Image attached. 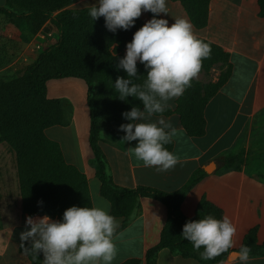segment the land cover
<instances>
[{
    "label": "crops",
    "instance_id": "obj_1",
    "mask_svg": "<svg viewBox=\"0 0 264 264\" xmlns=\"http://www.w3.org/2000/svg\"><path fill=\"white\" fill-rule=\"evenodd\" d=\"M94 2L95 0H78L70 7L86 8ZM5 5L6 0H0V7ZM167 8L168 14H158V18L167 19L169 24L173 22L172 17L183 16L188 19L179 2L167 0ZM152 15L149 11H142L143 23ZM45 29H49L56 41L58 31L49 20L41 30ZM193 31L199 38L219 46L227 54L230 66L228 80L209 99L204 108L206 122L204 135L201 137L187 135L181 126L179 116L175 113L178 99L176 97L168 102L171 105L169 108L171 114L162 115L171 121L176 130L172 137L171 149L178 158L176 165L163 172H158L153 167H145L133 154L129 142L122 140L124 133L118 130V125L127 123L126 120L101 126L98 146L104 157L106 171L112 182L120 188L134 189L145 186L164 192L181 190L192 174L202 171L205 173L202 179L186 192L181 202L182 216L193 218L200 200L205 198L220 208L222 215L229 216L236 227L234 246L230 253L239 248L245 235L253 228L257 230L256 243L262 246L264 14L261 13L258 0H209L206 26L201 29L193 26ZM225 68L226 65H215L208 73L198 72L193 80L202 83L215 82ZM74 79L63 78L64 81H68L63 85L78 86ZM48 82L47 96L65 99L53 95ZM84 92L85 100L79 107L66 98L73 107L71 123L65 127L54 126L59 129L58 133L68 134L69 140H63L59 135L48 138L59 145L65 162L76 166L85 175L92 201L94 198L103 197L99 193L100 182L96 176L94 155L88 142L90 119L86 105V85ZM156 118L154 114L149 119ZM47 131L48 129L45 131L46 136ZM228 155H238L235 162L238 168L224 169L222 160ZM210 164L214 167L210 168L211 171L208 173L205 168ZM139 201L140 211L129 223L123 225V218L115 217L119 227L113 237L117 255L112 264H121L129 259H136L138 264H145L147 250L159 242L167 210L164 205L152 198L141 197ZM26 216L22 211L14 155L0 142V264H30L27 255L19 249L21 244L19 233L25 228ZM154 263L210 264L197 258H183L167 249L159 251ZM215 264H237V261L228 257L223 262ZM248 264H264V256L249 258Z\"/></svg>",
    "mask_w": 264,
    "mask_h": 264
},
{
    "label": "trees",
    "instance_id": "obj_2",
    "mask_svg": "<svg viewBox=\"0 0 264 264\" xmlns=\"http://www.w3.org/2000/svg\"><path fill=\"white\" fill-rule=\"evenodd\" d=\"M76 1L6 0V5L0 7V15L20 30L23 41L35 35L48 20L58 31L57 40L24 66L17 77L0 79V142L14 155L24 215L47 214L51 218H60L63 210L71 205L87 206L91 203L85 175L76 166L65 162L59 145L45 134L51 127L68 126L73 113L72 104L67 99L47 96V82L63 78L80 79L86 85V105L90 119L88 142L100 182L99 193L110 203V213L123 218V225H126L139 213L141 197L152 198L167 210L159 242L147 250L145 264H155L156 255L162 249L183 258H197L210 264L233 258L229 249L212 259H202L200 252L180 236L182 225L187 220L207 214L216 218L222 216V210L205 198L200 200L193 218H185L180 212L186 192L202 179L204 172L192 174L183 188L176 192L145 186L125 189L112 182L98 141L103 124L126 121L121 113L130 110L132 105L142 108L135 97H127L123 101L118 99L113 83L117 76L126 75L125 70L116 67L117 58L124 55L125 43L131 40L133 32L143 21L140 15L129 29L111 32L105 28L103 17L91 20L88 7H70ZM171 1L180 3L195 28L206 26L209 0ZM258 3L264 14V0H258ZM205 42L210 45L211 53L202 60L199 72L208 73L218 64L226 65V68L215 82L200 84L192 80L191 86L178 97L175 113L190 137L204 135V108L230 75L227 54L219 46ZM137 70L141 76L136 78V82H141L145 74L141 63ZM170 114L168 108L160 115ZM135 143V140L129 142L132 147ZM165 147L171 151L172 142ZM237 159L238 155L224 157V169L238 168L235 165ZM38 200L42 203L38 204ZM256 231V228L251 229L242 242L251 250L249 258L264 256V244L257 245ZM19 249L27 255L30 264H40L41 253L35 256L25 252L21 245ZM121 264H138V260L129 259Z\"/></svg>",
    "mask_w": 264,
    "mask_h": 264
},
{
    "label": "clouds",
    "instance_id": "obj_3",
    "mask_svg": "<svg viewBox=\"0 0 264 264\" xmlns=\"http://www.w3.org/2000/svg\"><path fill=\"white\" fill-rule=\"evenodd\" d=\"M142 11L153 15L125 43V54L117 58L116 67L125 70L126 75L117 76L113 83L118 99L135 97L142 108L132 105L123 111L121 116L128 122L118 125V130L124 133L123 141H136L131 150L145 167L163 172L175 166L178 158L165 147L172 142L176 130L160 114L171 107L170 100L191 86L211 49L194 33L186 17H172L171 24L158 18V14H168L167 0H95L88 6L91 20L103 17L105 28L111 32L129 29ZM137 62L145 69L141 82H136L141 76L137 74ZM154 114L157 118L149 119ZM110 207L107 200L94 198L87 206L67 207L59 219L47 214L26 216L25 228L19 233L21 248L35 256L42 253L41 264H112L117 255L113 237L119 222ZM235 233L229 216L216 218L207 214L187 220L180 236L208 260L232 249ZM250 251L241 244L231 254L237 264H248Z\"/></svg>",
    "mask_w": 264,
    "mask_h": 264
},
{
    "label": "rangeland",
    "instance_id": "obj_4",
    "mask_svg": "<svg viewBox=\"0 0 264 264\" xmlns=\"http://www.w3.org/2000/svg\"><path fill=\"white\" fill-rule=\"evenodd\" d=\"M42 28H40L29 40L23 41L21 39L20 30L10 22H6L3 16L0 15V79L10 80L17 77L20 70L33 61L36 53L39 54L42 50L54 43V36L50 34L49 29L42 30V32L44 31L47 33V37L42 39L37 35ZM66 82L68 81H64L63 79L51 80L48 82L49 89L51 92L53 91V95L56 94L59 97L70 99L76 107H79V104H82L85 100L84 82L74 79V82L78 84L79 88L78 86L63 85ZM195 82L202 84L200 81ZM56 84L61 88L59 89V86ZM58 130L59 129H56V127L48 129L47 137L52 138L54 136H60L63 140H69L68 134L65 132L58 133Z\"/></svg>",
    "mask_w": 264,
    "mask_h": 264
},
{
    "label": "built area",
    "instance_id": "obj_5",
    "mask_svg": "<svg viewBox=\"0 0 264 264\" xmlns=\"http://www.w3.org/2000/svg\"><path fill=\"white\" fill-rule=\"evenodd\" d=\"M40 33H41V34H40ZM40 33H39L38 36L41 37L42 39L45 38V37H47V33H46V32H44V31L42 32V30H41ZM42 51H43V50H42ZM36 54H37V53H36Z\"/></svg>",
    "mask_w": 264,
    "mask_h": 264
},
{
    "label": "water",
    "instance_id": "obj_6",
    "mask_svg": "<svg viewBox=\"0 0 264 264\" xmlns=\"http://www.w3.org/2000/svg\"><path fill=\"white\" fill-rule=\"evenodd\" d=\"M212 167H214L213 164H210L209 166H206L205 171L209 173L211 171L210 168H212Z\"/></svg>",
    "mask_w": 264,
    "mask_h": 264
}]
</instances>
